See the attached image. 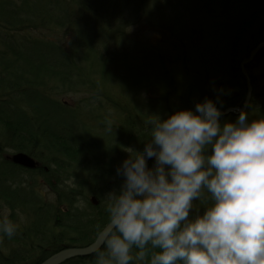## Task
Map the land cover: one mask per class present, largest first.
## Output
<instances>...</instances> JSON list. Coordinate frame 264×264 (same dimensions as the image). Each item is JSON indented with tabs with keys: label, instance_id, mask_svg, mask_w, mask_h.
<instances>
[{
	"label": "trees",
	"instance_id": "1",
	"mask_svg": "<svg viewBox=\"0 0 264 264\" xmlns=\"http://www.w3.org/2000/svg\"><path fill=\"white\" fill-rule=\"evenodd\" d=\"M263 25L264 0H0V219L17 226L0 240V264H39L94 241L109 222L105 196L124 179L120 155L143 151L156 115L206 97L240 105L239 61ZM143 30L167 38L141 40ZM255 59L262 64L264 47L246 65L250 119L264 117ZM77 83L88 92L70 105L64 95ZM9 149L37 165L14 163ZM60 264H96L95 253Z\"/></svg>",
	"mask_w": 264,
	"mask_h": 264
},
{
	"label": "clouds",
	"instance_id": "2",
	"mask_svg": "<svg viewBox=\"0 0 264 264\" xmlns=\"http://www.w3.org/2000/svg\"><path fill=\"white\" fill-rule=\"evenodd\" d=\"M221 116L206 97L149 121L151 139L117 167L123 182L105 196L96 264H264V117ZM16 232L0 219V240Z\"/></svg>",
	"mask_w": 264,
	"mask_h": 264
},
{
	"label": "water",
	"instance_id": "3",
	"mask_svg": "<svg viewBox=\"0 0 264 264\" xmlns=\"http://www.w3.org/2000/svg\"><path fill=\"white\" fill-rule=\"evenodd\" d=\"M262 33H261V40L258 44H256L251 50H250V55L247 59L246 62H250V60L252 59V57L260 50V48L262 46H264V25L262 27ZM245 62V61H244ZM245 73V71H243ZM246 74V73H245ZM246 86H247V90L245 93V97L242 101V106L238 107V106H231V107H227L225 109H221L222 110V114H227V113H231V112H237L239 113L241 109H246L247 107V103L251 98V91H252V86L249 82V78L247 77L246 79ZM9 158H11V160L18 164V165H22L24 167L27 168H32L35 167L36 162L32 157H29L27 154L23 153V152H14L13 154H11L9 156ZM154 159V158H153ZM151 160V159H149ZM147 160V165H148V161ZM109 228V222L108 224H106L102 230H100L98 232V235L95 237L94 241H92L91 243H89L86 246H77V247H66L65 249H61L56 251V253L46 257L45 260H43L42 262H40L39 264H60L62 261L67 260V258H71V257H75L77 255L80 256H88L89 254H93L94 253V249L97 248L103 238L104 235L106 234L107 230Z\"/></svg>",
	"mask_w": 264,
	"mask_h": 264
},
{
	"label": "rangeland",
	"instance_id": "4",
	"mask_svg": "<svg viewBox=\"0 0 264 264\" xmlns=\"http://www.w3.org/2000/svg\"><path fill=\"white\" fill-rule=\"evenodd\" d=\"M236 4V3H235ZM234 3H232L230 6H236ZM229 5V4H228ZM232 7V8H233ZM238 10V9H237ZM236 9L234 10V11H237ZM239 12H240V10H238ZM263 27V26H262ZM262 29V28H261ZM260 31V30H259ZM258 32V29L256 28L255 30H254V32H253V37H255V35H256V33ZM261 33H262V30H261ZM261 33H260V35H261ZM140 35H142V36H140ZM139 35V37H141L140 39L141 40H143V38L145 37H147L150 41H153V40H156L157 39V36H160L161 37V39H166L167 37L165 36V35H163L162 33H158V32H156V31H153L152 33H149V32H147L146 33V31L145 30H143L142 31V33ZM168 36V35H167ZM247 36V35H246ZM245 36V37H246ZM151 43H156L155 41H153V42H151ZM258 44V43H257ZM225 45V43L223 44V46ZM254 47V46H253ZM252 47V48H253ZM252 48H250V50L252 49ZM250 50L248 51L249 53H248V55L246 56V57H243V58H241L240 59V61H239V70H240V73H242V75H243V77H244V82H245V84H246V79H247V77L249 78V82H250V84H251V80H250V76H249V73H248V70L246 69V65L248 64V62H246L247 61V59H248V57H249V55H250ZM223 51V50H222ZM260 51V50H259ZM258 51V52H259ZM257 52V53H258ZM257 53L252 57V58H254L256 55H257ZM253 59H251L250 61H252ZM245 61V62H244ZM255 62H256V65H252V72L255 74V75H258V74H260V72H263L264 71V61H262V64H261V61L260 60H258V59H255L254 60ZM250 63V62H249ZM261 64V65H260ZM243 71H245V73L243 72ZM78 87H77V89H75V90H73L75 93H69V94H67L66 93V95H64V99L71 105L72 104V102L71 101H73V100H75V101H78L80 98H84V95H85V93L87 94V89H88V87L85 85V84H82L81 86H80V83H77L76 84ZM75 85V86H76ZM247 85V84H246ZM251 86H252V84H251ZM219 87L222 89V88H224V85H222V84H219ZM246 90H247V86H246V89H245V92H244V95H245V93H246ZM252 92V91H251ZM84 94V95H83ZM252 95V94H251ZM245 97V96H244ZM244 99V98H243ZM243 101V100H242ZM250 101V100H249ZM249 101H248V103H249ZM248 103H247V107H246V109L248 108ZM88 105H89V103H88ZM89 106H91V105H89ZM231 106H238V107H241L242 106V102H241V104L240 105H231ZM231 106H227V107H231ZM227 107H225V108H227ZM221 108V107H220ZM225 108H221L222 110L223 109H225ZM245 109V110H246ZM231 115H239V113H237V112H231V113H227V114H222V116L221 117H227V116H231ZM128 141V140H127ZM123 150H125L124 151V153H128V154H130V150H131V147H132V143H129V144H123ZM8 152V158H9V156L11 155V154H13L15 151L14 150H10L9 149V151H7ZM16 152H23V153H25V154H27L29 157H32L31 155H29L28 153H26L25 151H22V150H19V151H16ZM123 159H126V156H123V155H120ZM34 160H35V162H36V165H37V160L34 158V157H32ZM151 160H154V159H151ZM148 166H149V163H148ZM33 168V167H32ZM40 183H41V186L42 185H44V180H43V178L40 180ZM50 195V194H49ZM19 223V222H18ZM68 259V258H67Z\"/></svg>",
	"mask_w": 264,
	"mask_h": 264
},
{
	"label": "bare ground",
	"instance_id": "5",
	"mask_svg": "<svg viewBox=\"0 0 264 264\" xmlns=\"http://www.w3.org/2000/svg\"><path fill=\"white\" fill-rule=\"evenodd\" d=\"M63 249H65V248H63Z\"/></svg>",
	"mask_w": 264,
	"mask_h": 264
}]
</instances>
